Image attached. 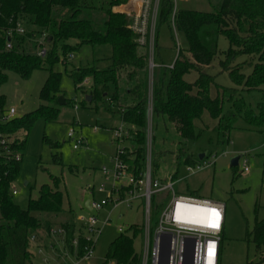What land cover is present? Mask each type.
Returning <instances> with one entry per match:
<instances>
[{
    "label": "trees",
    "instance_id": "1",
    "mask_svg": "<svg viewBox=\"0 0 264 264\" xmlns=\"http://www.w3.org/2000/svg\"><path fill=\"white\" fill-rule=\"evenodd\" d=\"M136 2L0 0V86L7 82L8 72H15L23 79H29L39 69H46L49 73L40 94L43 104L31 113L15 117L8 123H0V132L13 138V150L21 152L26 149L29 134L38 119H57L60 109L48 105L62 93V73L55 71L54 66L60 62L67 65L73 52L85 45L110 46V63L103 69L95 64L80 66L69 75L77 90L85 80L92 82V101H83V105L89 103L98 107V104H102L110 112L120 115L121 123L128 132L127 138L123 139L121 157L130 171L138 174L144 168L150 102L153 145L160 126L166 132L173 128L182 140H197L202 134L198 132L197 124L202 122L206 112L217 121L219 130L229 135L237 122V111L244 110V101L238 100L239 97L234 94L236 88L221 86L215 76L203 71V67L210 65L217 57L218 39L224 36L230 48L225 53V59L220 61V66L228 73L234 86H242L245 90H257L264 86V0H218L212 12L177 8L174 18V0H161L157 26L167 24L171 31L175 28L185 36L187 48H179L173 68L163 64L155 68L157 72L154 73L151 101L149 52L139 43V36L132 29V17L124 10L132 8ZM18 21L29 27L25 34L16 32ZM9 31H12L11 37ZM9 41L11 49L7 48ZM40 41L44 42L46 49L44 57L38 55ZM157 48L156 41L158 55ZM240 56H253L256 59L248 77L232 67ZM192 71L199 74L190 83L185 76ZM6 101L5 95L0 93V113L6 107ZM65 104H69V101H65ZM227 105H231L228 110ZM249 122L262 126L264 117L259 123ZM47 143L55 151L52 154L53 162L62 163L59 143L52 140H47ZM171 154L174 155L178 172L183 164L195 162L190 155L182 152V148ZM20 164L0 155V264H34L35 253L31 249L30 237L42 228L49 231L53 227L38 214L57 215L64 211V194L59 189L58 177L53 178L52 187L41 186L39 197L31 198L26 209H21L14 202L10 183L17 179ZM154 176L157 178V175ZM61 226L66 229L65 240L70 246L76 225L66 222ZM134 231L133 236L120 234L116 237L106 257L125 264H138L135 238L140 234V229L135 228ZM246 240L253 242L256 249L263 253L264 219L256 218L253 230L247 232ZM222 258L223 246L220 264Z\"/></svg>",
    "mask_w": 264,
    "mask_h": 264
},
{
    "label": "rangeland",
    "instance_id": "2",
    "mask_svg": "<svg viewBox=\"0 0 264 264\" xmlns=\"http://www.w3.org/2000/svg\"><path fill=\"white\" fill-rule=\"evenodd\" d=\"M176 1L178 9L212 12L218 0ZM156 27L153 32L154 37L152 36L154 50L151 52L149 45L146 48L149 55L151 53L154 55V64L169 67L175 62L179 48H187V41L183 34L178 33L175 28L171 31L167 24ZM24 28L25 31L29 30L25 25ZM153 28L150 25L149 41L153 35L151 33ZM218 46L217 57L210 65L204 66L203 71L215 76L221 86L236 88L234 94L239 97L238 100L244 101V110L237 111L238 119L229 135L219 130L217 121L207 112L202 122L197 124L198 132L202 133L197 140H182L173 128L170 127L166 132L160 126L156 131L153 145V174L163 183L174 182L177 194L225 203L227 220L222 243V264H264L262 260L264 250L260 253L253 242L246 240L247 232L253 230L256 218L264 219V124L257 126L249 122L259 123L264 117L262 115L264 86L257 90H245L242 86L235 87L228 73L220 66V61L225 59L230 43L224 36H220ZM111 56L110 46L85 45L73 52V58L69 57L67 65L60 62L54 66L55 71L62 73V93L48 105L59 108L60 112L54 121L38 119L29 134L26 149L21 151L23 158L19 175L14 181L18 192L13 196L14 202L21 209H26L31 198L39 197L41 186L52 187L53 178L58 177L59 189L64 194V211L57 215L38 214L43 221H48L56 228L66 222H80L79 218H85L92 213L86 206V202L91 198L88 188L98 187L103 182L101 167H112L111 159L119 147L113 128L121 125L120 115L110 112L102 104H98V107L89 103L83 105V101L88 99L92 101L90 91L92 82L85 80L80 90H77L69 75L72 70L80 66L95 64L103 69L110 63ZM255 62L253 56H240L232 67L239 69L245 77H248ZM156 72L155 67L153 70L149 67L150 101ZM198 74L197 71H192L185 76V79L190 83L194 82ZM48 75L46 69H39L29 79H23L15 72H8L7 82L0 86V93L5 95L7 100L4 109L14 107L17 111L16 117L38 109L43 104L40 94ZM60 97L69 101V104L60 105L58 102ZM150 104L152 105L151 102ZM75 105L78 106L77 109ZM229 108L231 105L226 106V110ZM70 129L75 131L78 139L83 140V144L77 150L73 149L74 142L67 137ZM47 140L58 142L61 146L58 152L62 155V163L53 162L52 154L55 151L51 149ZM145 142L147 143L146 140ZM145 146L147 149V144ZM180 148L195 162L201 153H207L208 158L216 155L218 159L214 165L195 173L187 171V164H183L178 172L174 155L171 153H176ZM236 156H241V159L239 165L232 168L231 160ZM244 160L247 161L248 172L243 171ZM168 201L169 197L166 203ZM120 214L122 217L119 216ZM158 216L159 213L154 216V222L158 220ZM0 222H2L1 213ZM143 222L142 203L134 202L131 206L119 207L97 244V259L106 257L112 241L120 234L119 227H123L125 233L131 235L129 227L141 226ZM45 233L44 228L38 231L39 237L43 240ZM31 248L35 249L34 244ZM142 248L143 240L138 236L135 240V250L141 254Z\"/></svg>",
    "mask_w": 264,
    "mask_h": 264
},
{
    "label": "built area",
    "instance_id": "3",
    "mask_svg": "<svg viewBox=\"0 0 264 264\" xmlns=\"http://www.w3.org/2000/svg\"><path fill=\"white\" fill-rule=\"evenodd\" d=\"M132 8L124 9L132 17V29L139 36V43L150 46L154 50V30H156L159 6L161 0H136ZM174 13L177 11V1L174 0ZM153 30L149 41V30ZM16 32L25 34V28L21 21L17 22ZM9 37L12 31L8 32ZM9 41L7 48L11 49ZM149 52V51H148ZM46 49L44 42L40 41L38 55L44 57ZM151 56V59H150ZM73 58V55L70 56ZM154 55H149L151 69L157 66L153 62ZM174 63L169 66L173 68ZM77 109L78 106L75 105ZM16 109L11 107L3 109L0 113V123H8L16 117ZM97 128H95L96 130ZM115 140L119 147L113 155L112 167H101L104 177L98 186L89 187L91 198L88 206L92 212L87 217L79 218L75 222L76 230L70 246L66 244V229L52 227L46 231L43 238L37 234L30 237L31 246L34 244V264H125L116 259L105 257L97 259L96 248L107 225L112 222L114 212L122 205L131 206L134 202L142 203L144 222L141 226H130L131 236L135 234V228L140 229L143 248L138 254V264H220L222 253L223 233L226 225V205L220 201L200 199L193 196L177 194L174 182L163 183L153 174V121L152 105H149L146 127L145 163L143 171L138 174L130 171L124 163L121 154L124 137L128 134L126 126L121 125L113 130ZM67 137L73 143V149H79L83 140L78 139L73 129H70ZM13 138L0 132V155L17 162L22 161V153L13 150L11 142ZM218 157L207 156L187 165V171L195 173L214 165ZM243 171L248 172L247 161H243ZM10 192L17 195V187L12 181ZM169 201L166 203V201ZM206 209H215L219 213L218 227L209 226L217 222L216 218ZM159 213L158 220L154 222V216ZM122 217V214L119 215ZM120 234H126L123 227H119ZM119 234V235H120ZM135 238V240H136ZM41 240V241H40ZM49 240L50 242H46ZM55 241V243H54ZM32 249V248H31Z\"/></svg>",
    "mask_w": 264,
    "mask_h": 264
},
{
    "label": "water",
    "instance_id": "4",
    "mask_svg": "<svg viewBox=\"0 0 264 264\" xmlns=\"http://www.w3.org/2000/svg\"><path fill=\"white\" fill-rule=\"evenodd\" d=\"M150 69L152 67V64L149 65ZM59 104L60 105H64L65 104V100L63 97H60L59 100H58ZM207 156V153H201L198 155V158L199 160H202L204 159L205 157ZM240 159H241V156H236L234 157L232 160H231V167H236L239 165V162H240ZM27 184V183H26ZM87 208H89L88 206V203L86 204Z\"/></svg>",
    "mask_w": 264,
    "mask_h": 264
},
{
    "label": "snow or ice",
    "instance_id": "5",
    "mask_svg": "<svg viewBox=\"0 0 264 264\" xmlns=\"http://www.w3.org/2000/svg\"><path fill=\"white\" fill-rule=\"evenodd\" d=\"M205 211L210 212L216 218V221H217V222L211 223L209 226L218 227L219 213L215 209H206Z\"/></svg>",
    "mask_w": 264,
    "mask_h": 264
},
{
    "label": "crops",
    "instance_id": "6",
    "mask_svg": "<svg viewBox=\"0 0 264 264\" xmlns=\"http://www.w3.org/2000/svg\"><path fill=\"white\" fill-rule=\"evenodd\" d=\"M123 8V7H122ZM88 203V201L86 202V204ZM89 209V208H88ZM226 210H227V208H226ZM226 220H227V212H226ZM75 223V222H74ZM225 231H226V225H225ZM46 242H50L49 240H46ZM96 264H99V263H97L96 262Z\"/></svg>",
    "mask_w": 264,
    "mask_h": 264
}]
</instances>
